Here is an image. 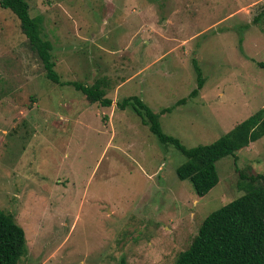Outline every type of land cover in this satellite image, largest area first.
<instances>
[{
  "label": "rangeland",
  "instance_id": "374dc122",
  "mask_svg": "<svg viewBox=\"0 0 264 264\" xmlns=\"http://www.w3.org/2000/svg\"><path fill=\"white\" fill-rule=\"evenodd\" d=\"M60 81L99 83L109 107L45 76L19 20L0 7V209L23 227L18 264H173L212 210L264 175V136L216 162L198 196L136 112V95L185 147L264 107V0H27ZM201 67L197 86L192 59ZM185 98L182 104L177 100ZM238 169H236V167Z\"/></svg>",
  "mask_w": 264,
  "mask_h": 264
},
{
  "label": "trees",
  "instance_id": "16d2710c",
  "mask_svg": "<svg viewBox=\"0 0 264 264\" xmlns=\"http://www.w3.org/2000/svg\"><path fill=\"white\" fill-rule=\"evenodd\" d=\"M0 7L12 11L31 48L37 53L45 76L52 82L68 84L81 91L90 102L109 107L112 100L99 83L84 85L77 81H60L51 59V42L42 36V17L31 16L27 0H0ZM264 18V11L254 21ZM197 86L190 92L195 96L203 87L204 77L195 58L192 59ZM185 98L177 100L182 104ZM121 109L130 106L162 144L173 145L185 157L176 168L180 180H189L198 196L207 194L219 181L216 162L264 136V107L236 124L231 130L208 144L185 147L178 138L162 131L159 115L172 109L154 112L138 96L117 102ZM236 169L237 166H235ZM243 193L212 210L203 219L189 246L181 251L173 264H264V175H244L240 172ZM27 253L23 227L15 217L0 209V264H18Z\"/></svg>",
  "mask_w": 264,
  "mask_h": 264
}]
</instances>
